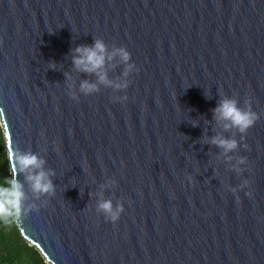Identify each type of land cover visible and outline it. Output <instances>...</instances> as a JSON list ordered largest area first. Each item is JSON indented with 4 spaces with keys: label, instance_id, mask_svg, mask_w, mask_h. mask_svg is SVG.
<instances>
[{
    "label": "water",
    "instance_id": "95a60500",
    "mask_svg": "<svg viewBox=\"0 0 264 264\" xmlns=\"http://www.w3.org/2000/svg\"><path fill=\"white\" fill-rule=\"evenodd\" d=\"M97 39L139 71L86 97L97 77L73 50ZM124 70L106 61L109 80ZM225 98L259 117L243 139L214 117ZM0 118L8 152L53 173L39 197L17 175L30 211L16 225L47 263L264 264V0H0ZM101 200L124 205L115 224Z\"/></svg>",
    "mask_w": 264,
    "mask_h": 264
},
{
    "label": "clouds",
    "instance_id": "9594fccd",
    "mask_svg": "<svg viewBox=\"0 0 264 264\" xmlns=\"http://www.w3.org/2000/svg\"><path fill=\"white\" fill-rule=\"evenodd\" d=\"M118 58L119 62L125 65V79L119 82H113L108 79L105 71L106 61H113ZM72 63L74 68L83 73L95 74L96 83L83 81L80 84L79 92L83 96H92L99 92V85L112 87L116 90H126L131 80L127 79L131 74L138 73L136 66L131 63V55L125 47L114 49L111 53L107 51V47L102 40H95L92 46H80L73 50ZM71 88V85H69ZM70 99L79 102V96L74 92H69ZM128 97H113L114 103H125ZM214 117L218 123H222L225 130L235 128L243 137L248 130L254 126L258 120V115L251 110L241 109L235 99H222L219 106L214 109ZM211 143L223 150L224 154L235 151L238 143L235 139H227L222 136H216L211 139ZM247 147V145H245ZM9 162L10 178H0V222L4 224H20L30 211L26 207L27 199L24 192V185L17 179L18 174H24L25 181L30 185L33 194L39 196H51L55 192L51 176L53 173L44 170L45 161L31 152L22 153L11 150L7 153ZM229 159H231L229 157ZM247 160L240 157L233 165V171L237 175H241L245 171ZM191 180V177H189ZM114 183V181H113ZM249 187V181L244 179L239 185V189L243 190ZM233 194L237 193V188L228 189ZM246 196L251 197L252 193L246 192ZM239 200V197H237ZM96 211L103 214L106 222L115 224L120 220L124 212V205L117 204L115 207L111 200H101Z\"/></svg>",
    "mask_w": 264,
    "mask_h": 264
},
{
    "label": "trees",
    "instance_id": "16d2710c",
    "mask_svg": "<svg viewBox=\"0 0 264 264\" xmlns=\"http://www.w3.org/2000/svg\"><path fill=\"white\" fill-rule=\"evenodd\" d=\"M7 145L0 118V178H10ZM0 264H49L22 236L16 224L0 222Z\"/></svg>",
    "mask_w": 264,
    "mask_h": 264
}]
</instances>
